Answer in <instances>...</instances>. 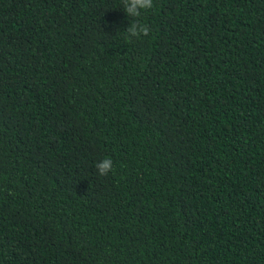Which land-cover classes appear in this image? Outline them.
Returning a JSON list of instances; mask_svg holds the SVG:
<instances>
[{"label": "trees", "instance_id": "1", "mask_svg": "<svg viewBox=\"0 0 264 264\" xmlns=\"http://www.w3.org/2000/svg\"><path fill=\"white\" fill-rule=\"evenodd\" d=\"M140 19L0 0V264H264V0Z\"/></svg>", "mask_w": 264, "mask_h": 264}, {"label": "clouds", "instance_id": "2", "mask_svg": "<svg viewBox=\"0 0 264 264\" xmlns=\"http://www.w3.org/2000/svg\"><path fill=\"white\" fill-rule=\"evenodd\" d=\"M154 7V0H122V9L127 17L131 18L130 26L125 30V40L133 43L150 34L149 25L140 19L143 12H147ZM98 175L107 177L110 172H114L113 161L111 158H104L95 165Z\"/></svg>", "mask_w": 264, "mask_h": 264}]
</instances>
